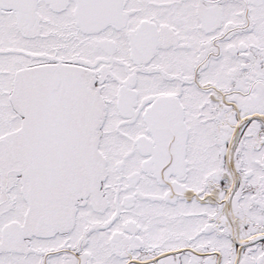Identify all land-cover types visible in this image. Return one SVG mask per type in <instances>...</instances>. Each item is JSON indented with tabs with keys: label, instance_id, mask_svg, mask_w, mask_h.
<instances>
[{
	"label": "snow or ice",
	"instance_id": "6c2138e0",
	"mask_svg": "<svg viewBox=\"0 0 264 264\" xmlns=\"http://www.w3.org/2000/svg\"><path fill=\"white\" fill-rule=\"evenodd\" d=\"M0 264H264V0H0Z\"/></svg>",
	"mask_w": 264,
	"mask_h": 264
}]
</instances>
